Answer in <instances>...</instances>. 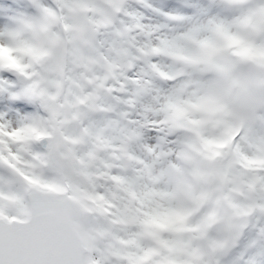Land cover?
Segmentation results:
<instances>
[{
  "label": "snow or ice",
  "instance_id": "snow-or-ice-1",
  "mask_svg": "<svg viewBox=\"0 0 264 264\" xmlns=\"http://www.w3.org/2000/svg\"><path fill=\"white\" fill-rule=\"evenodd\" d=\"M0 264H264V0H0Z\"/></svg>",
  "mask_w": 264,
  "mask_h": 264
}]
</instances>
